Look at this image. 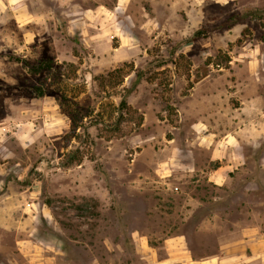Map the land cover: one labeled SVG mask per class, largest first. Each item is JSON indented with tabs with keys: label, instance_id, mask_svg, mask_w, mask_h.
<instances>
[{
	"label": "rangeland",
	"instance_id": "1",
	"mask_svg": "<svg viewBox=\"0 0 264 264\" xmlns=\"http://www.w3.org/2000/svg\"><path fill=\"white\" fill-rule=\"evenodd\" d=\"M114 1L0 0V264H176L180 245L205 264H264V247L248 260L239 246L241 226L264 235V170L214 186L193 126L206 95L264 109V0H134L119 17L138 40L121 53L110 22L78 13Z\"/></svg>",
	"mask_w": 264,
	"mask_h": 264
},
{
	"label": "crops",
	"instance_id": "2",
	"mask_svg": "<svg viewBox=\"0 0 264 264\" xmlns=\"http://www.w3.org/2000/svg\"><path fill=\"white\" fill-rule=\"evenodd\" d=\"M57 7H63L73 0H54ZM77 1V0H75ZM134 0H115L111 7L104 3L95 2L92 7L86 6L78 11L83 16L81 19L86 26L95 27L97 30L98 20H104L111 23V27L117 31L114 33L119 39L118 46L114 48L117 53L122 52L123 46L127 43L135 45L133 37V29L126 27L127 31L132 34L134 38L131 40L128 38L124 27H121L122 20L119 15L125 17L126 13L130 11V8ZM169 3L171 0H163ZM150 6L156 5L158 2H151ZM118 14V15H117ZM85 17V18H84ZM88 19L90 22H88ZM76 19H74L75 21ZM155 18L150 17L148 19H142V23L137 27V31H142L143 35L148 37L147 33H152L157 27L158 23L154 22ZM93 22V23H92ZM135 27V26H133ZM131 30V31H130ZM99 32H95L94 36H99ZM138 40V39H137ZM136 40V41H137ZM211 92V91H208ZM195 92L193 91L192 96ZM191 98V97H190ZM193 99V98H192ZM195 99V97H194ZM204 103H208V108L203 110L202 121L194 123L193 126L202 125L201 129H197L203 135L199 138L204 141V146L208 150V164L213 163L215 165L210 169L207 175V181L212 183L218 188H224L230 192L235 190L236 183L232 182L234 176L238 175L249 162H255L261 170H264V147L261 143L264 142V109L263 102L260 96L256 97L250 103H240L239 107H230L224 105L221 97H216L214 94L206 95L202 97ZM230 116L234 120L228 118L229 129L222 128L225 116ZM196 116H201L196 114ZM246 116L252 118V121L246 119ZM245 150H250L253 155L247 154ZM253 158V161H252ZM261 183L257 180L251 182H245L241 190L253 192L259 190ZM240 245L245 250L250 251V255L246 254L248 260L254 258L255 248L264 247V235L257 225L249 224L239 227ZM264 248L257 253L256 258L260 261H264ZM172 253H181L178 259H181L176 264H205V262L192 261L187 257V251L182 249V246H174V250L170 251L168 256ZM260 254V255H259ZM253 256V257H251ZM172 257V256H171ZM222 257L219 261L220 264H241L243 262L242 257H230L224 259ZM184 260L183 262H181ZM167 261H170L168 259ZM174 264V263H173Z\"/></svg>",
	"mask_w": 264,
	"mask_h": 264
},
{
	"label": "trees",
	"instance_id": "3",
	"mask_svg": "<svg viewBox=\"0 0 264 264\" xmlns=\"http://www.w3.org/2000/svg\"><path fill=\"white\" fill-rule=\"evenodd\" d=\"M24 66L28 69V73H30L31 75H38L52 70L54 66V62L52 60H44L32 66H29L27 62H24ZM120 70L121 69H117L116 72H119ZM35 92L37 97H43L45 94V91L42 90L40 87H36ZM70 120L72 124L75 123V118L71 115H70Z\"/></svg>",
	"mask_w": 264,
	"mask_h": 264
}]
</instances>
